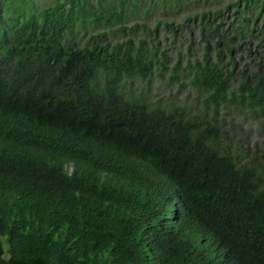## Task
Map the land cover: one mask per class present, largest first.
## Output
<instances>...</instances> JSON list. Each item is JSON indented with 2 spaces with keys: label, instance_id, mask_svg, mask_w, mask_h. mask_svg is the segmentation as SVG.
Wrapping results in <instances>:
<instances>
[{
  "label": "trees",
  "instance_id": "1",
  "mask_svg": "<svg viewBox=\"0 0 264 264\" xmlns=\"http://www.w3.org/2000/svg\"><path fill=\"white\" fill-rule=\"evenodd\" d=\"M183 3L199 10L179 23L123 24ZM155 71L213 116L127 87ZM222 107L264 119V0H0V264H264L262 161L225 147Z\"/></svg>",
  "mask_w": 264,
  "mask_h": 264
},
{
  "label": "rangeland",
  "instance_id": "2",
  "mask_svg": "<svg viewBox=\"0 0 264 264\" xmlns=\"http://www.w3.org/2000/svg\"><path fill=\"white\" fill-rule=\"evenodd\" d=\"M32 3L38 7L49 6L53 3V0H31ZM231 0H208V5L221 6L222 3ZM204 2H199L198 7ZM168 5V4H166ZM199 9L193 3H183L180 10H176L175 7H162L161 4L154 7L150 13L146 16L143 9H139L136 13L123 20L124 25H131L135 22L143 23L146 21L150 28L158 19H162L165 16L169 17V20L174 19L175 23H179L183 20L184 16L193 14ZM167 13V15H165ZM179 30L182 36L179 43L171 46L168 52L169 56L173 57V61L177 53L184 54L182 63L185 64L186 59L197 57L200 55L202 43L198 40V35L194 32L195 26L192 22L184 24ZM192 31L193 35L189 38L192 43V49L187 51V47L190 44L188 42V31ZM90 31V29H88ZM162 32V30H160ZM145 33H139L134 38H141ZM161 36V34H159ZM131 37V34L127 32L126 35H109L108 39L111 42L119 41ZM257 42V41H256ZM256 42H252L251 51L257 53ZM241 49L242 58L240 59V66L247 65L246 71L248 74L253 73V62L261 60L251 55V52H247L245 47ZM259 50L261 48H258ZM237 79L233 82L236 85L241 80L240 71H235ZM178 84L170 79V72H153L148 78H132L126 81L127 87L135 92H142L147 95L150 102L154 104H161L169 108L181 107L189 113H193L197 117H203L205 114L208 118H211L214 114L212 107L204 106L203 95L199 94L197 90L193 89L190 80L185 76ZM217 121L222 126L221 138L225 147L233 151L236 155L246 161L248 159L256 158V162L262 161L260 169L264 171V161L260 156L264 155V119L255 116L249 110H243L242 108H227L222 107L216 113ZM255 161V160H254ZM70 172V169H68Z\"/></svg>",
  "mask_w": 264,
  "mask_h": 264
},
{
  "label": "bare ground",
  "instance_id": "3",
  "mask_svg": "<svg viewBox=\"0 0 264 264\" xmlns=\"http://www.w3.org/2000/svg\"><path fill=\"white\" fill-rule=\"evenodd\" d=\"M6 152V151H5ZM146 154V153H145ZM137 155V154H136ZM132 160V159H131ZM134 164V163H133ZM152 176V175H151ZM169 180V179H168ZM175 181V180H174ZM153 184V183H152ZM143 187V186H142Z\"/></svg>",
  "mask_w": 264,
  "mask_h": 264
}]
</instances>
